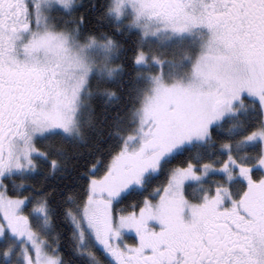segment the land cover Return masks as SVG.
I'll use <instances>...</instances> for the list:
<instances>
[{
    "label": "rangeland",
    "instance_id": "rangeland-1",
    "mask_svg": "<svg viewBox=\"0 0 264 264\" xmlns=\"http://www.w3.org/2000/svg\"><path fill=\"white\" fill-rule=\"evenodd\" d=\"M74 1L36 3L34 11L28 12L30 20L24 26L29 29L32 19L34 31L28 38H16L22 51L30 44L36 47L35 51L60 52L65 60L59 65L67 72L63 91L36 110L23 131L10 140L8 150H4L6 163H0V240L6 235L13 239V248L4 254L13 264L17 259L19 264L63 263L44 232L47 217L43 218L41 208L34 212L41 215L36 218V224L44 233H38L30 224L29 215L22 211L25 199L8 195L2 177L30 171L31 156L38 154L36 139L54 133L77 136L83 111L89 105V85L103 76V72L112 75L116 69L105 66L109 54L113 55L109 44L94 39L81 42L76 32L69 36L49 29L52 8L68 9ZM160 2L109 1L110 15L116 21L129 22L139 32L141 49L136 64L143 68L146 86L131 114V130L121 136V149L101 174L95 173V167L91 168L88 197L70 213L78 244L82 251L99 248L111 264H171L176 259V246L170 241L180 239L177 236L199 235L203 225L209 227L217 219L219 224H227L220 225L227 239L234 241L243 234L242 238L251 239L254 250L249 253L248 262L241 264H249V260L250 264H264V64L242 65L236 54L242 52L229 43L226 33L217 37L206 31H193L192 23L183 17L172 23L165 21L169 27L158 28L149 15ZM201 7H196L192 14L202 17L205 11H200ZM242 96L256 100L263 113L261 128L243 140L244 144L261 142L262 155L256 164L263 172L260 180H252L250 167H236L231 157L219 167L176 168L155 199H147L134 212H113V198L145 175L155 173L159 163L181 146L205 140L209 128L229 115ZM213 172L246 182L247 192L239 205L226 202L225 188L200 203L185 198V183ZM43 209L47 211L48 207L43 205ZM228 227L232 229L231 237ZM129 237L135 240L132 242ZM171 248L172 253L166 252Z\"/></svg>",
    "mask_w": 264,
    "mask_h": 264
},
{
    "label": "trees",
    "instance_id": "trees-1",
    "mask_svg": "<svg viewBox=\"0 0 264 264\" xmlns=\"http://www.w3.org/2000/svg\"><path fill=\"white\" fill-rule=\"evenodd\" d=\"M109 1L75 0L66 10L52 8L51 31L64 32L69 36L76 32L81 42L94 39L109 44L113 55L111 57L109 54L105 66L116 69L112 75H108V71L103 72V76L94 79L93 84L89 85V105L83 111L77 136L54 133L36 139L38 154L31 156L30 171L2 177L9 196L25 199L22 211L29 215L30 224L38 233H46L63 264H111L110 258L99 248L92 247L91 251L80 249L70 213L88 197L91 168L95 167V173L101 174L121 149V136L131 130V114L137 108L141 92L146 86L143 68L136 64V56L141 49L139 32L131 28L129 22L116 21L110 15ZM43 52L56 56L60 63L65 60L60 52L40 51ZM37 57L38 60L31 59V65L48 62L45 57ZM19 119L23 118L20 116ZM24 120L12 125L11 135L16 136L23 131L27 123ZM262 124L260 104L250 97L242 96L233 105L229 115L209 128L205 140L181 146L159 163L155 173L145 175L113 198V212H134L147 199H155L158 192L166 187L176 168L191 166L199 169L204 165L219 167L231 157L236 167H250L252 180H260L263 172L256 164L262 155L261 142L244 144L243 140L260 129ZM220 188H225L226 202L233 201L234 205L247 192V184L241 178L229 179L223 173L213 172L197 181L185 183L183 193L189 201L200 203ZM43 205L48 207V214ZM37 207L41 208L43 218L47 217L44 219V232L36 224V218L41 216L34 212ZM233 209L241 212L239 207L233 206ZM129 239L132 242L135 240L134 237ZM13 243L8 235L0 240V264H13L4 257L13 248ZM15 264H19L18 259Z\"/></svg>",
    "mask_w": 264,
    "mask_h": 264
},
{
    "label": "flooded vegetation",
    "instance_id": "flooded-vegetation-1",
    "mask_svg": "<svg viewBox=\"0 0 264 264\" xmlns=\"http://www.w3.org/2000/svg\"><path fill=\"white\" fill-rule=\"evenodd\" d=\"M40 1L0 0V163L3 164L6 163V159L3 160L4 150H8L9 142L14 137L10 134L12 125L24 119L27 122L39 107L60 94L66 80L64 74L67 70L60 67V61L56 56L35 51L36 47L30 44L26 51L19 49L16 38H28L29 33H32V19L29 29H25L24 26L30 20L28 12L31 14L34 11L33 6L36 3L39 5ZM160 1L149 15L158 28L169 27L165 21L172 23L178 19L177 17H183L192 23L198 32L204 30L214 36L216 34L217 37L226 33L224 36L229 43L242 52L236 53L242 65L264 64V0ZM198 6H202L200 11H205L202 17L193 15L191 12L196 11L195 8ZM30 41L33 39L28 40V43ZM35 52L38 56L45 57L48 62L43 65L27 66V63L32 62ZM242 56L244 58L240 60ZM34 60H38V57ZM20 116L22 120L19 119ZM4 141H6L5 145H3ZM221 224L227 226L226 223ZM221 224L215 219L209 227L203 225V228L199 229V231L202 230L199 235L196 233L191 237L177 236L180 239L170 241L176 246L174 247L176 259L171 264L248 262L249 253L251 254L254 250L251 239L242 238L243 234L236 237L237 240H229L228 236L224 235ZM227 233L230 237L232 236L230 227ZM172 251L171 248L166 252L172 253Z\"/></svg>",
    "mask_w": 264,
    "mask_h": 264
}]
</instances>
